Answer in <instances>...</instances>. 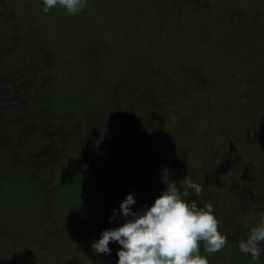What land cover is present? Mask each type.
<instances>
[{
	"label": "rangeland",
	"instance_id": "374dc122",
	"mask_svg": "<svg viewBox=\"0 0 264 264\" xmlns=\"http://www.w3.org/2000/svg\"><path fill=\"white\" fill-rule=\"evenodd\" d=\"M105 1L104 6L100 3L102 0H87V6L78 15H69L66 9L59 5L45 14L42 11V0H0V24L7 26L12 33L0 41V62L7 63L12 57L17 59L12 71L3 73L4 80L10 78V82L1 86L0 102L4 106H15L18 115L22 114L19 121L23 120L25 114L22 111L28 108L30 100L43 104L52 96L50 92L45 93L50 87L53 91L67 88L71 94L80 93L81 88L88 85L87 91L96 93L95 99H102L106 94L104 87L107 83L112 80L119 83L121 80L115 77L114 69L124 62L122 56L117 53L120 49L124 50V46L122 43L117 44V40H122L127 48H130L127 50L128 54H125L127 60H130L133 54L140 59L127 62L132 63V66H129L133 71L132 76L147 81L142 84L132 78L131 88L134 93L130 94L128 99L133 103L125 106V110H135L137 113V109L144 104L151 105L150 113L153 115L144 121L124 120L128 123L127 132L110 137L107 149L99 151L100 163L111 156V159L105 162L106 167L103 170L99 164H95L96 157L89 155V151L97 153L90 141L87 156L92 162L91 169L87 168V171L90 169L89 173H86L85 169L82 172L91 177L86 184L71 189H68L66 174L76 169L73 164H69L68 148L52 143L56 137L63 138L58 145L66 146L65 143L68 144L78 137L79 132L86 130L91 133L90 128L99 111L93 112L92 115L88 112V119L84 121L83 126L75 122L66 127L63 119L56 115V111L44 107L34 122L22 130V136L17 138L15 145L8 143L6 137L4 140L0 139V147L11 148L10 152L6 149L9 154L0 164V192L4 185L3 177L7 180L13 178L17 181V186L22 183V178L26 184L32 185V195L37 199L32 214H26L23 210L19 219H23L22 223H29L26 217L28 215L32 217V221L45 226V238L30 233L33 234L30 240L32 243H26L23 238L24 245H21L25 256L35 255L37 258V254L41 252L47 254L40 264H116V253L120 248L118 243L110 242L111 254L100 255L95 254L91 245L100 238L104 229L118 226V217L110 220L112 210L119 209L124 193L132 183L140 179L146 184L144 177L149 176V161L152 158L132 161L130 150L135 151L132 145L144 129L152 124L157 127L165 125L162 115L174 112L171 115L174 119L176 113L181 111L179 109L184 105L176 97L181 95L183 87L189 83L185 82L187 76L182 77L179 74L184 69L192 75L194 88L205 93L203 97L209 107L213 108L212 110L214 106L221 108L218 112L212 111L207 122L209 125H205L207 130L199 127L200 134L208 135L207 140L203 137L197 138L200 135L195 132L190 136H186V131L181 134L184 140L176 145V150L181 154L176 161L184 158L191 171L185 169L193 176L199 171L200 179L196 183L202 186V194H206L207 204L213 205L217 218H221L220 221L229 225L234 213L226 209L221 214L217 199L222 195L223 202L229 199L240 189V185H244L247 190L238 196L237 212H245L246 206L257 203V212L259 210L262 212L259 214L264 216V165L259 167L260 162L264 161V100L261 99L264 93V66L260 63L256 65L254 61L252 64V58L257 59L261 54V58L257 60L264 58V0H179L184 5L180 12L186 10L184 18L189 21V29L181 28L184 39L182 46L179 43L176 50L174 45L166 50L162 49V42H154L153 37L149 36V32H155L151 26L147 35L138 32L145 27L144 24H139L137 31L128 32L130 34L126 36L124 33L129 26L136 25L132 16L125 11L124 4L116 7L118 2L115 0ZM106 8L110 11H105ZM201 35L203 36L200 38ZM161 36L168 35L162 33ZM157 45L162 55L163 52H168L163 55L165 62L162 64H155L152 62L155 60H150ZM193 53L196 55L193 56ZM242 58H245L246 63H243ZM236 65L238 69L234 68ZM245 65L246 67H243ZM43 67L46 69L41 70ZM122 67H125L124 64ZM84 75L88 77L87 83L83 81ZM124 101L127 102L126 99ZM139 112L143 113L141 108ZM182 115L184 119L181 127L197 130L196 124L201 121L204 112L198 104L197 107L184 111ZM99 116H102V122L98 124L99 129L103 131L112 121L113 114L99 113ZM117 123H120V120H117ZM214 123L219 125L218 128L213 127ZM76 127L81 129L77 131ZM39 131L50 139L45 142L43 148L36 149L34 139ZM146 137L147 135L144 142L152 148L157 141L150 142L153 138L151 135ZM19 162L33 165L34 171H30L26 178L22 177V172L19 173L20 177H15L16 169L13 166V172L9 167ZM177 162L174 161L173 164L177 165ZM81 163L84 166L87 162L82 159ZM93 164L95 165L91 167ZM139 164L141 165L138 166ZM169 166L171 167V164ZM45 167L49 168L47 180L40 174ZM215 177L226 185L225 189L212 184ZM112 182H117L120 186L119 192L112 190L102 196L100 193L108 189L107 187H112ZM203 182L207 183L206 188L203 187ZM19 188L21 191L24 189L22 186ZM188 191L191 193L188 197L190 200H195L201 207L206 205L204 201L199 203V197L202 198V195L194 197L195 193L190 189ZM127 192L133 193L132 188ZM5 198L0 194V210L4 209L1 201ZM108 202L111 206L106 205ZM141 206L143 205L140 204ZM259 221L255 212L253 219L244 221V227L252 223L256 225ZM234 229L236 231L238 226ZM221 232L227 237L231 234L230 230L224 229ZM2 234L6 243L12 241L10 244L13 245L17 240L7 222L2 221L0 216V237ZM248 235L249 233L241 234V231H237L234 238L238 243ZM8 237L11 238L7 239ZM48 243H52L54 247L50 253H46L47 248H44ZM38 249L42 251L37 253ZM242 256L240 251L231 255L220 252L217 255H209L208 259L210 264H230ZM0 259L2 264H5L12 258L2 253ZM259 259L263 262L264 254Z\"/></svg>",
	"mask_w": 264,
	"mask_h": 264
},
{
	"label": "trees",
	"instance_id": "16d2710c",
	"mask_svg": "<svg viewBox=\"0 0 264 264\" xmlns=\"http://www.w3.org/2000/svg\"><path fill=\"white\" fill-rule=\"evenodd\" d=\"M118 2V5L116 7L120 6L122 4L123 7H125V11L127 10V13L130 14L135 22L136 25L129 26L128 30L124 33L125 35H129L130 33L128 32H135L137 31V27L140 24H144L145 27L141 28L138 32H140L143 35H147L149 32L150 26L153 28V31L155 30L156 36H153L154 33L149 32V36L153 37L152 39L154 42L156 40L162 42V49L173 47L175 46V50L179 48V43L182 46V35L184 34L181 32V28L184 27L185 29H189V21L187 18H184L186 16V10L183 12H180L181 9L184 7L182 3L179 0H115ZM127 1V3H126ZM101 4L106 5V1L102 0L100 2ZM22 4V3H21ZM23 5V4H22ZM2 9V7H0ZM110 11L109 8H106L105 11ZM141 17V18H139ZM2 22V21H1ZM180 23V24H179ZM131 24V23H130ZM3 25V24H2ZM149 26V27H148ZM128 27V26H127ZM7 26H1L0 24V41H3L4 36L12 35L9 30L7 31ZM145 33V34H144ZM165 33L168 36L162 37L161 34ZM181 34V35H180ZM126 35V36H127ZM133 35V34H132ZM203 35L200 36V38ZM206 37V36H205ZM176 43H173V42ZM117 44L122 43L124 46V50H119V53L123 61L122 64L120 65L121 67H118L114 69V73L116 74L115 77L121 78L120 82H114L115 80H112L107 83V85L104 87L106 90L105 96L102 97V99H95L97 98L96 93L93 91H87L88 85H86V89L81 88L80 93H71L67 91V88H62V89H55V91L52 90V87L46 89L45 93H51L52 96L49 97L47 101H45L43 104L37 102V101H32L30 100L28 103V108L24 111H22L25 116H23V120L19 121L21 118V115H18L17 108L12 105H3L2 102H0V139L4 140L6 137V140L8 143H11L12 145L16 144L17 138H20L22 136V130L25 129L28 125H30L32 122H34L35 117L41 113V110L45 107V109L48 110H53L56 111V115L60 116L64 124L67 126L73 125L75 122L76 123H81V125H84V121L88 118L87 113L91 112V115L93 112L97 113H104V114H113L111 118V122L108 125L107 128H105L103 131H100V127L98 124L102 122V116L96 115V119L93 122L92 127L90 132H86V130H83L82 132H79L80 135L76 137L74 140L72 139L66 146L64 145H58V142L61 143L63 138H58L56 137L52 143L56 144L59 147H67L69 155L68 160L69 164L74 165V169L66 174V181H68V189L75 188V187H80L83 184H86L88 181V178L91 177L86 173H89L91 159L88 157L87 150L89 149V142L93 143L94 148L97 150L92 152L89 151V155L96 157L97 161L95 160V164L98 165L103 170L106 165L105 162L108 161L110 158L107 157L106 161H101V163L98 161L99 157L101 156V153L99 151H104L107 149V144L108 140L110 137L114 135H121L125 134L127 132V124L125 123L124 120L128 119L129 121H144V120H149L153 115L150 113L151 111V105H143L141 108L140 113V108L137 109V113H135V110L129 111L125 110V106L131 105L133 102H130L128 99V96L132 93L131 88V81L132 78L134 77L136 80H138L140 83H146V80H143L142 78H138L133 75L132 69H129V66H132V63H127L132 60H140L139 57L135 56L134 54L131 56L130 60L126 59L125 54H128L127 50L130 48H127V45L125 42L122 40H117ZM114 44V43H113ZM116 45V44H115ZM259 49V48H257ZM178 51V50H177ZM168 52H163V55L167 54ZM260 54V53H259ZM162 55V52L159 51L158 45L156 46V50L154 51L153 55L150 57V60H155L152 61L155 64H162L165 62V56ZM196 55L193 53V56ZM262 55V54H261ZM261 55H258V58H261ZM150 56V55H149ZM257 56V55H256ZM19 58V57H18ZM13 57L10 58L7 63H1L0 62V89L1 86L4 85V83L8 84L10 82L7 79L6 81L4 80V72H9L12 71L14 68L15 63L17 62V59ZM255 58H252V64L253 61L255 62L256 65H263L264 66V58L261 60H257ZM14 60V61H13ZM146 60V59H145ZM194 60V59H193ZM198 60V59H197ZM243 63H246L245 58H242ZM148 61V60H146ZM149 62V61H148ZM64 63V62H62ZM172 62L170 63V65ZM169 65V66H170ZM168 66V67H169ZM134 67V66H133ZM132 67V68H133ZM168 67L166 69H168ZM243 67H246L243 66ZM44 69L41 68V70H45L46 68L43 67ZM234 68L238 69V66L236 65ZM120 70V71H119ZM121 72V73H120ZM60 74V72H58ZM180 76L186 77V81H189V83L186 85V87H183L181 95L179 94L176 99H179L182 101V104L184 105L181 109V111L176 113V116L174 119L171 118V115L174 112H170L167 115H162L163 119L165 120V125L158 126L155 124H152V126H149L148 128L144 129V131L141 132V135L139 139H137L134 144L132 145V148L135 147V151L130 150V155L132 161H140V160H147L148 158H152L151 161H149L150 169L149 170V176L144 177V181L146 184L143 183V180H136L134 183H132V186L129 188V190L132 188L133 193L135 194L136 198V204L137 206H132L133 210H140L144 206H151L155 199L164 191L166 184L170 182H175L178 186V188L183 191L184 190V181L186 179H191L193 182L196 183L197 180L200 179L199 177V171L193 174H191V171L188 166H187V161L185 159H181L179 162L176 160L178 157H180L181 154L176 150V145L183 142L184 137L181 134L186 133V136L192 135L194 132L195 134L198 133L200 136L197 138H202L204 140H207L208 135L200 134L199 133V127H203L207 130L205 125L207 122L210 120L209 118L212 115V111L218 112L220 110L221 106H214L213 108L209 107L207 101L205 100V95L204 92L199 91L198 89L194 88L195 82L192 79V75H190L186 70L182 71V73H179ZM88 77L84 75L83 81L87 83ZM114 82V83H113ZM116 84V85H115ZM126 84V85H125ZM112 85H115L112 89L110 87ZM124 85V86H123ZM85 91H82L84 90ZM261 91V90H260ZM260 94V93H259ZM124 99L127 100V102L124 101ZM262 100H264V93H262ZM100 101V102H99ZM127 103V104H126ZM45 104L47 106H45ZM200 105V109L203 110L204 115L201 119V121L196 124L197 125V130H193L192 128L189 129H183L181 127V122L184 119V116L182 115L184 111L188 109V111L194 107H197V105ZM216 104V103H215ZM166 106V105H163ZM39 108V111L37 112V109ZM129 108V107H128ZM114 111V113H112ZM35 112V114H33ZM33 114V115H32ZM35 115V116H34ZM34 116V118H32ZM117 120H120V123H117ZM98 125V126H97ZM112 125V127L110 126ZM219 125L217 123L213 124L214 128H218ZM77 131L80 129L78 127ZM116 128V129H115ZM98 133H97V132ZM100 132V133H99ZM37 138L34 139V146L37 148H43L45 142H48L50 139L49 136H44L45 134L42 132H38ZM144 134L148 136H153L151 138L150 142H155L157 141L151 148V146H148L147 143H145V136ZM181 135V136H180ZM146 137V138H147ZM183 137V139L181 138ZM10 138V139H9ZM95 140V142L93 141ZM3 148V149H2ZM6 149L10 152L11 148L9 146L5 147H0V164L2 163V160L5 161V157H7V154H9ZM109 149V148H108ZM95 153L94 155H92ZM112 154V153H111ZM75 156L74 158L72 156ZM86 161L87 163L83 166L81 163V160ZM157 161V162H156ZM177 162V165H174L173 162ZM156 162V163H155ZM95 164H93L91 167H93ZM104 164V165H103ZM171 164V167L169 166ZM139 164L138 166H140ZM264 165V161L260 162L259 167L262 168ZM16 176L15 177H20L21 172L23 173L22 177L26 178L28 176L27 174L30 173V171H34V166L29 165V164H22L21 162L19 163H13V165L9 168H11L14 172V168ZM55 166V165H54ZM2 167V166H1ZM188 167V168H187ZM87 168L88 169L87 171ZM188 170H186V169ZM49 168H44L43 171L40 173L42 176H45V180L49 179ZM85 169L86 173L82 172ZM148 169V167L146 168ZM20 173V174H19ZM38 173V175H40ZM19 174V175H17ZM72 174H75L72 176ZM147 174V171L146 173ZM31 175V174H30ZM71 175V176H70ZM70 177V178H69ZM218 177H215L212 179V184L213 185H218L220 188L225 189L226 185L221 182V180ZM22 183H20L19 186L24 187V189L21 191L19 186H17V181L10 179H5L3 177V186L0 192L2 196H4L5 199L1 201L2 206L4 209L0 210V216L2 221H6L8 224V228H10L11 233L14 238L17 239L11 245L12 241H4L3 239V234L0 237V255L4 253L5 255L7 254L10 258V260L6 261L5 264H40V262H43L44 259L47 257V254L41 252L44 248H47L46 253H50L51 249L54 248L52 243H48L46 247L42 248L41 251L39 249L37 250L38 252H41V254H37V258L35 255H30L25 256V252L21 251V245H24L23 238H25L26 243L31 244L32 241L31 238L34 233L36 236H40L42 238L46 237V234L43 230L45 226L40 225L38 222L32 221V217L26 215L28 218L29 223H22L23 219H19V217L22 216V211L24 210L26 214H32L33 212V207H35V203L37 199L35 200V196H33V190H32V185L26 184L23 179L21 178ZM108 182V181H107ZM106 182V183H107ZM202 182V181H201ZM143 183V184H142ZM117 185V182H112V187H107L105 191L101 192L100 194H103L102 196H105V194L111 193L113 190L115 193L119 192V185L117 187H114ZM207 183L203 182V187L206 188ZM240 189L235 191V194L230 197L227 200L222 201V198L224 195L220 196L217 201L218 204L220 205V211L221 214L224 213V210L228 209L232 211L234 214L232 215V221L230 224H226L224 221H220L221 218H218L219 220V230H230L231 234L228 236V241L225 245V247L217 252L214 253L215 255L219 254L220 252L228 253L229 255L234 254L236 252H239V249L237 247V242L234 238V233L241 231V234H246L249 233V230L251 227L255 226L254 223L252 225H247L244 227V221L247 220L248 218L253 219V213H257V217L260 219L262 212H257V209L259 207V204L255 203L252 205H248L245 207V212H237L236 205H238V196L241 195L242 192L246 191L247 189L244 188V185L239 186ZM34 188V187H33ZM127 190V191H129ZM124 193V198L129 192ZM211 191V190H210ZM209 191V192H210ZM208 192V193H209ZM11 193V194H9ZM152 194V196H151ZM191 194V193H189ZM202 198L199 197V203L201 201H204L207 204L206 201V194L205 196L201 193ZM200 195V196H201ZM194 197H198L196 194ZM105 201H107V198L104 197ZM122 199V198H121ZM123 200V199H122ZM213 200V198H212ZM140 204L143 205L140 207ZM108 206H111L109 202L106 204ZM11 206V207H10ZM25 215V214H24ZM12 216V217H11ZM32 216V215H31ZM69 218V217H67ZM119 223H123L122 220L119 221ZM242 224V225H239ZM238 226V229L235 231V227ZM239 226H242L240 228ZM35 228H36V233H35ZM234 230V231H233ZM11 235V234H10ZM8 236V235H7ZM18 237V238H16ZM11 237H8L7 239H10ZM13 238V239H14ZM17 242V243H16ZM88 243V242H87ZM86 244V243H85ZM84 244V245H85ZM89 244V243H88ZM202 244V243H201ZM87 245V244H86ZM4 251V252H2ZM20 252V254H19ZM201 252L205 255L207 253H204L203 251V245H201ZM213 256V254H211ZM242 257H238L237 260H235L233 263L230 264H264V261L261 262V259L258 260H253L251 256H248L247 254L242 253ZM41 256V260L39 261V257ZM103 260V257H101V261ZM260 262V263H259ZM0 264H2V259H0Z\"/></svg>",
	"mask_w": 264,
	"mask_h": 264
},
{
	"label": "clouds",
	"instance_id": "9594fccd",
	"mask_svg": "<svg viewBox=\"0 0 264 264\" xmlns=\"http://www.w3.org/2000/svg\"><path fill=\"white\" fill-rule=\"evenodd\" d=\"M42 2L45 14L59 5L69 15H78L87 6V0ZM189 189L197 196L203 191L191 179L184 181L183 191L175 182H170L150 207L140 210H133L137 202L135 194L128 193L110 217V220L118 217L123 223L101 232L100 238L91 245L95 254H111L109 245L113 242L120 245L116 264H210L208 256L221 251L228 237L219 230L213 205L198 206L188 198ZM201 243L207 255L202 254ZM237 247L253 260L264 254V216L250 228L246 239L238 241Z\"/></svg>",
	"mask_w": 264,
	"mask_h": 264
}]
</instances>
